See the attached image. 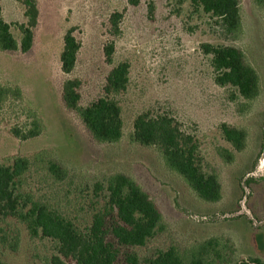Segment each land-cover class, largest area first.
Wrapping results in <instances>:
<instances>
[{"label": "rangeland", "instance_id": "1", "mask_svg": "<svg viewBox=\"0 0 264 264\" xmlns=\"http://www.w3.org/2000/svg\"><path fill=\"white\" fill-rule=\"evenodd\" d=\"M1 1L3 18L20 40L18 26L27 24L26 8L13 0ZM36 1L40 16L32 49L0 50V84L23 93L21 101L0 108V162L26 157L32 163L19 179L20 189L84 225L90 222L94 184L125 174L148 193L164 221V231L147 247L136 249L140 256L175 248L191 258L201 244L212 242L206 263L264 261V9L254 0H240L242 30L233 40L219 33L214 20L194 13L189 0ZM116 14L121 15L117 28L111 22ZM70 29L81 48L73 73L66 75L60 57ZM204 44L239 48L258 73L260 95L246 101L234 88L216 85ZM111 45L113 64L105 53ZM122 62L130 67L128 89L118 97L123 138L99 144L78 114L66 108L63 86L69 79L79 80L80 105L86 107L103 95L108 74ZM148 112L172 117L197 139L206 170L221 182L220 201L199 198L167 167L157 148L131 141L136 118ZM36 119L44 126L40 136L21 141L13 135L12 129L28 130ZM223 124L246 131L244 150L235 151L224 140ZM220 148L234 153L232 164L221 158ZM50 159L68 171L65 181L48 174ZM8 231L12 236L19 231L21 244L17 252L1 249L5 264H49L56 255L52 241L31 240L24 226L13 221ZM119 264H124L122 258Z\"/></svg>", "mask_w": 264, "mask_h": 264}, {"label": "trees", "instance_id": "2", "mask_svg": "<svg viewBox=\"0 0 264 264\" xmlns=\"http://www.w3.org/2000/svg\"><path fill=\"white\" fill-rule=\"evenodd\" d=\"M25 6L27 24H20L21 39L11 32V24L3 18L0 0V50L29 52L34 44V30L39 22L36 0H13ZM194 13H200L215 21L219 33L236 40L242 30L240 0H189ZM137 4V1L134 2ZM256 7L264 9V0H254ZM121 15L111 18L118 27ZM81 45L70 29L64 37V48L60 57L62 72L73 73ZM205 55L211 57L215 72L214 81L219 87H232L237 95L252 101L260 95V79L256 70L246 61L244 53L234 46L204 44ZM107 62L112 63L114 47L105 49ZM130 82V67L122 62L114 66L107 76L103 95L86 107L80 105L79 80L69 79L63 86V102L68 110L78 114L94 141L99 144H115L123 138L124 124L118 97L125 93ZM22 90L0 84V108L9 101H21ZM225 141L235 151L245 149L247 133L243 129L221 126ZM44 126L38 119L28 130L12 129L21 141L34 139L42 134ZM131 141L143 147L157 148L169 169L182 176L191 189L205 202L221 200L222 185L217 174L210 173L200 156L197 139L180 129L175 119L166 114L143 113L134 123ZM227 164L235 160L234 153L225 148L218 150ZM32 167L26 157L14 158L10 164L0 162V251L8 248L17 252L21 244V233L12 236L8 229L12 222L26 228L31 240L48 239L54 244L56 255L49 264H209L204 260L210 256L212 242L201 244L191 258L175 248L158 251L151 257H142L136 249L147 245L164 231L162 213L143 188L125 174H114L93 186L90 222L84 225L67 220L57 210L35 201L24 193L19 179ZM48 174L56 181L68 178V171L54 159L46 164ZM84 210V209H82ZM9 225V228L7 226ZM1 253V252H0ZM0 264H5L1 260ZM237 264H264L260 259H248Z\"/></svg>", "mask_w": 264, "mask_h": 264}, {"label": "bare ground", "instance_id": "3", "mask_svg": "<svg viewBox=\"0 0 264 264\" xmlns=\"http://www.w3.org/2000/svg\"><path fill=\"white\" fill-rule=\"evenodd\" d=\"M262 164L264 165V159H263V161H262Z\"/></svg>", "mask_w": 264, "mask_h": 264}, {"label": "crops", "instance_id": "4", "mask_svg": "<svg viewBox=\"0 0 264 264\" xmlns=\"http://www.w3.org/2000/svg\"><path fill=\"white\" fill-rule=\"evenodd\" d=\"M2 2V1H1ZM3 8V7H2ZM255 259H260V258H255ZM261 260V259H260ZM264 262V261H263Z\"/></svg>", "mask_w": 264, "mask_h": 264}]
</instances>
